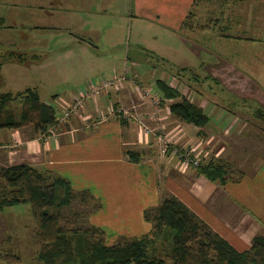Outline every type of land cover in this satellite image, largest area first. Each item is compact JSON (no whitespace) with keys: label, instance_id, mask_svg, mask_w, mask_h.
Listing matches in <instances>:
<instances>
[{"label":"crops","instance_id":"obj_1","mask_svg":"<svg viewBox=\"0 0 264 264\" xmlns=\"http://www.w3.org/2000/svg\"><path fill=\"white\" fill-rule=\"evenodd\" d=\"M0 2L15 7L22 4L21 10L29 18V26H25L29 35L34 29L43 28L44 22L41 24L38 18L41 12L45 15L43 17L53 19V26H58L54 27L59 30V34H50L54 38H51L49 45L42 41L36 44L43 45L38 48L47 51L52 49L51 45L54 47L60 43L59 52L64 53L62 64L72 63L68 57L78 61L79 64L71 65L80 68L73 73V80L71 81V77L66 78L71 85L64 92V97L71 102L99 72H110L104 66L113 69L121 67V71L117 70L119 72L128 65L134 67L131 72L140 68L139 79L153 80L146 81L147 83L154 84V81L162 78L155 77L150 59L143 63H130L127 61V54L130 52L128 50L120 57L101 50L98 36L112 34V19L115 20L120 15L125 18L126 14L133 19H147L151 24L159 18L166 20L168 25H164L173 35L180 34L182 23L191 14L193 28L188 33L192 38L196 37L197 43H200L203 36H208L209 39V34H214L216 48L213 50L218 53L205 55L209 63L214 64H206L204 73H193L189 65L174 67L181 73L192 72L199 78L195 77L190 81L196 82L210 76V81L221 83L228 90L238 92L241 97L255 100V94L250 92V83L259 86L260 82H264V79L260 82L256 79L258 75L264 77V0ZM10 11L8 10L9 13ZM121 11L125 14H120ZM0 18L5 19L1 16ZM33 18L39 22L37 26L34 25ZM6 26L8 28L5 31L14 30L10 25ZM187 39L185 37V41ZM24 41L29 43V38ZM185 41L182 39L183 45ZM136 45L169 64L166 58L155 54L161 50L160 47H148L141 42ZM200 50L205 52L206 44ZM105 51L107 54L102 57L100 54ZM51 63L53 60L47 59L38 66L41 69L47 68ZM5 71L10 70L4 63L0 69V92L5 93L4 90L9 84L11 89L8 92H20L14 85L18 81L17 77L1 79ZM97 80L98 78L93 82ZM53 82L55 84L65 81L54 79ZM131 82L132 79L128 78L124 89L111 90L87 101L82 111L62 126L53 128L51 134L46 136L34 135L31 126L17 130H0V168L27 165L66 180L76 192L88 191L99 202L100 207L88 216L87 221L92 227L105 232L106 243H115L120 237L138 239L147 234L151 224L143 219L144 210L157 207L166 196H173L236 251L249 250L253 238L264 235V166L255 168L254 170H259L252 174L245 171L242 179L229 178L228 170L232 166L233 157L224 156L225 159L221 162L223 146L215 148L221 135L210 134L207 138L204 128H197L176 119L168 112L170 103L160 107L156 118H160L163 126H159L162 132L159 130L157 135L140 134L134 122L121 123L111 113V108L126 106L136 100L132 92L134 84ZM49 90L51 89H47L46 94H51ZM57 98L58 96L53 99V104H57ZM220 111V117L214 119L212 124L215 131L224 128L228 116L232 115L227 109ZM140 113L147 118L150 112L147 113V108H143ZM211 121L213 120L210 118L208 125ZM160 137L162 140H159ZM164 142L165 145L169 144L166 152L163 151ZM174 150L178 153L187 152L191 157H197L201 163L211 159L218 161L226 167L225 183L212 182L197 174L195 167L183 164L178 154H174ZM128 152L137 153L139 161L130 162Z\"/></svg>","mask_w":264,"mask_h":264},{"label":"rangeland","instance_id":"obj_2","mask_svg":"<svg viewBox=\"0 0 264 264\" xmlns=\"http://www.w3.org/2000/svg\"><path fill=\"white\" fill-rule=\"evenodd\" d=\"M16 1L19 3L22 2V0ZM8 5L9 4L4 5V3L0 2V16L5 18L3 19L5 22L4 25H10L14 28V30L11 31H5L4 28H0V61H2L3 64L5 63L10 70L5 71L1 79L10 78L11 76L17 77L18 81L14 85L19 89L20 92L18 93H25L27 90L35 91L43 102H50L53 96H58V100L56 101L57 104L52 103L56 110L55 120H57V122H55L54 125L55 129L57 126H62L63 123L69 120L72 116L77 115L73 114L70 118L67 117L62 121V116L64 117V112L68 108L67 106L71 105L73 102L65 98L66 95L64 92H66L67 87L71 85V82L69 80L67 81L66 78L71 77V81L73 80V73L78 72L80 68H75L71 65L79 63H77L78 61L73 57H68L72 63L65 65L64 62V64H62L61 60L64 58V53L59 52L58 47L60 43L56 44L54 47L51 45L52 49H46L47 51L38 48L43 45H37L36 43L42 41L45 42L46 45H49L51 38H54L50 34L53 33L54 36L59 34V30L55 28L58 26L54 25V27L52 24L53 19L51 20L50 18L47 19L43 17L45 15L41 12L40 17L38 18L40 19L41 24L44 22L42 25L43 28L34 29L29 35V31L27 32V30H25V26H29V18L27 13H24L23 9L21 10L22 4L20 3L17 7ZM116 8L118 9V4ZM8 10H12L10 11L11 13H9ZM36 14H39V12ZM120 14H125V12L121 11ZM33 23L36 26L39 24L34 18ZM76 23L79 24L78 21H76ZM164 23L168 25V21L160 18L159 20H155V23L151 24L147 19H133L129 17L128 14H126L125 18L124 15L116 16L115 20L112 19L111 21L113 33L98 36L100 39L99 43L101 50H107L120 57L125 50L130 52L144 51L141 47L136 45L139 42L148 47H160L161 50L155 54L166 58L169 61V64H167V61L162 58L155 55L153 56V54L150 55L151 66L154 68L155 77L158 78V76H162L170 86H173L174 84L179 85L182 94L188 97L193 104L205 110V112H207L206 114L209 115V118L213 120L211 121L212 123L204 127V130L207 138L211 135H221L216 144L217 146H215V148L223 146V159L221 162L224 161V156L233 157L232 166H230V170H228V175H230L229 178L235 179L237 177L242 179V175H244L243 173L245 171H250V174H252L259 170L254 169L259 166H264V123L256 119L253 112L260 109V107L264 108V82H260L264 77L261 75L256 77L258 82H260V87L254 86L253 83H250V92L255 94L254 97H256V100L253 98L249 99L241 97L238 92L228 90L221 83L210 81V76L207 75L205 76H207L209 80L204 77L196 82L190 81V79L197 77L193 73H204V66L209 63V60L205 55L218 53L213 50L216 45L215 36L214 34H209V39L208 36H203L200 39V43H197V39H195L196 37L192 38L189 35L188 29L184 30V28L180 27V34L173 35ZM185 37H188L186 41ZM26 38H29V43H25L24 40H26ZM182 39L187 44L184 42L183 45L181 42ZM203 44H206L205 52L200 50V48L203 47ZM106 54L107 52L105 51L100 55L104 57ZM10 55L15 58H24V61L22 63L18 62L17 64L8 62L6 57ZM35 55L38 56L40 60H37L36 58H33L32 60L30 59V57H34ZM47 59H52L53 63L49 64L50 66H47V68L41 69V66H38V64L43 60L46 62ZM82 64L84 69V61ZM209 64L214 63L210 62ZM183 65H189V69H192L191 71L193 73H181L178 68H174L175 66L182 67ZM130 66L128 65L125 68V72L128 75V78L132 79L133 82L131 83L134 84L133 88L136 93L139 86L142 90H152L154 84L152 82H147L153 80L150 78L147 80L140 78V80V75L138 74V69L140 68H135L132 70L133 72H131L133 66ZM106 67L107 66H104V69L108 71L110 70L109 73H105V71L99 72L94 79L87 82V85L93 84V81L97 78L99 80L104 76H109L113 71H116V74L124 72H119L121 71V67L119 69L116 67H114V69ZM245 67H247V65H245ZM54 79H56V81L62 80L65 82H57L54 84ZM142 80L145 82H141ZM9 89H11L10 84L4 92L12 94V92H8L10 91ZM47 89H51L49 90L51 94H46ZM134 90L132 89V92L136 100L134 99V101L128 103L125 108L130 107L133 103L141 102L139 100L140 97H138V94L136 95ZM104 93L105 92H100L95 97ZM259 97L263 100H260ZM22 101L23 98L13 101L9 108H11L15 114H18ZM84 106L85 105H83V107ZM143 108H147V113L153 111V108L148 105L140 107L139 111ZM223 108L225 110L227 109L232 115L228 116L229 119L226 120V126L224 128L215 131L213 130L212 124L214 123V119L220 117V110ZM82 109L84 108H81L77 112L82 111ZM68 112L69 111H67V113ZM146 124L149 128L148 132L139 130L138 126H135L140 134L147 136L157 135L160 130L159 126H163L160 118H155L154 120L146 119ZM51 131H53V128H49L46 135L51 134ZM160 132L162 131L160 130ZM159 140H162L161 137ZM167 147H169V144H167ZM72 191L74 194L78 193L73 189ZM81 208L83 207L77 201H73L68 208L63 209L62 217L65 219L73 213H77L78 215L83 214L81 223H77V226H80L83 229H88L92 227L87 221L90 212L82 210ZM85 214L87 217L84 218ZM61 225L66 227L64 220L61 222ZM37 230V226L31 216L28 205H19L12 209L9 208L0 212V264H40L37 261V254L40 247L37 241ZM103 233L102 240L106 245L115 244L106 243L105 240L107 241V238H105L104 231ZM164 264L172 263L168 259H165Z\"/></svg>","mask_w":264,"mask_h":264},{"label":"trees","instance_id":"obj_3","mask_svg":"<svg viewBox=\"0 0 264 264\" xmlns=\"http://www.w3.org/2000/svg\"><path fill=\"white\" fill-rule=\"evenodd\" d=\"M190 19L191 14L182 23L184 30L193 28ZM4 24L0 18L1 29L8 28ZM150 55L146 50L128 52L127 61L143 63L150 59ZM33 58L38 56L30 59ZM6 60L22 63L24 58L10 55ZM2 65L0 61V69ZM153 90L160 97L159 106L170 103L168 112L176 119L197 128L208 125L209 115L183 95L179 85L170 86L160 78L154 81ZM20 98L23 101L15 114L9 106ZM54 98L56 96L51 102L43 103L35 91L0 92V130L31 126L34 135H46L57 122L55 106L52 105ZM120 107L111 109L117 115ZM253 115L264 123V108L260 107ZM117 119L121 123H133L125 118ZM128 155L130 162L139 161L137 153L128 152ZM195 169L197 174L212 182L223 184L226 181V167L218 161H199ZM73 201H77L82 210L90 212L88 216L100 207L88 191L74 194L69 182L47 171L40 172L27 165L0 168V212L19 205L29 206L38 229L37 261L40 264H164L165 259L172 264H264V235L254 237L249 250L238 252L173 196H166L157 207L144 210L143 219L151 224L147 234L138 239L120 237L113 245L104 243L100 228L77 226L83 214L62 217L63 209ZM63 220L66 227L61 225Z\"/></svg>","mask_w":264,"mask_h":264},{"label":"built area","instance_id":"obj_4","mask_svg":"<svg viewBox=\"0 0 264 264\" xmlns=\"http://www.w3.org/2000/svg\"><path fill=\"white\" fill-rule=\"evenodd\" d=\"M123 73H111L109 76H104L97 80V82H94L93 84H89L86 86L83 92L79 93L77 98L73 100L71 105H68L67 110L64 112V117L62 116L63 120L67 117H71L73 114H78L81 108H83V105L90 100L91 98H94L97 94L100 92H107V91H120L125 88L126 83L128 81V75L126 74V70L124 68ZM138 97H140L139 103H133L130 107L125 108V106H121L117 111V115L114 113V111L111 109V113L113 115L115 114L117 118H125L129 121H132L136 123L139 130H143L145 132L149 131V128L146 124L147 120H154L159 111H160V97L157 95V93L154 92V90H142L139 86V89H137ZM149 106L153 108V111L150 112L147 116V118L142 115L139 111L140 107ZM67 111H69L67 113ZM114 115V116H115ZM63 123V122H60ZM164 145V152L167 148V145L163 143ZM174 154H178L179 160L187 165V166H197L199 163V160H197L196 157H191L189 153H178L176 150H174Z\"/></svg>","mask_w":264,"mask_h":264}]
</instances>
